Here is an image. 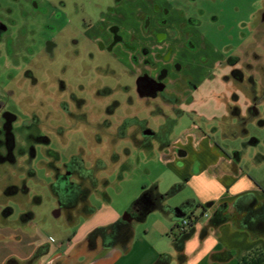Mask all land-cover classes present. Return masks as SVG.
<instances>
[{
  "label": "rangeland",
  "instance_id": "rangeland-1",
  "mask_svg": "<svg viewBox=\"0 0 264 264\" xmlns=\"http://www.w3.org/2000/svg\"><path fill=\"white\" fill-rule=\"evenodd\" d=\"M149 1L167 8L172 22H178L177 14L197 22L192 27L185 25L186 31L195 29L191 49L185 48L194 56L180 61V73H189L194 83L203 79V83L191 92L194 102L181 106L184 113L176 117L175 130L192 123L218 127L224 107L216 108L217 98H224L230 86L236 87L239 104L244 107L243 91L223 78L229 68L206 66L210 59L206 54L225 60L240 55L244 46L254 48L257 41L264 42L260 15L264 0ZM135 5L142 6V0ZM141 16L130 0H0V126L3 111L14 117L10 125L16 155L12 163L0 161V208L12 209L5 220L22 232L30 231L50 245L69 240L80 252L86 234L108 224L114 212L119 211L121 218L143 186L148 188L160 180L159 189L169 187L157 150L135 146L129 137L120 138L117 127L124 118L133 117L157 132L159 125L173 116L174 104L160 96L137 99L133 66L126 57L119 58L117 50H101L96 43L97 37L109 41L104 33L108 23H116L126 35L127 30L138 27ZM256 50L263 52L260 47ZM171 90L167 85L166 92ZM259 109L263 124L246 119L247 138L263 143L264 104ZM126 130L128 136L139 137L138 127ZM213 138L219 143L229 140L221 132ZM4 149L0 144L1 155ZM78 153L84 167L97 177L96 187L86 198V206L95 209L90 215L78 207L58 208L49 188L53 177L50 165L64 172L62 163ZM83 182L89 185L87 180ZM190 190H178L168 198L169 205L180 202ZM27 211L32 217L22 221L21 215ZM147 216L131 225L137 232L147 233V243L169 245L170 233L163 227L165 216L160 212ZM20 242L23 245V237ZM11 258L21 264L18 258ZM77 260L79 264L87 261L85 255Z\"/></svg>",
  "mask_w": 264,
  "mask_h": 264
},
{
  "label": "crops",
  "instance_id": "crops-1",
  "mask_svg": "<svg viewBox=\"0 0 264 264\" xmlns=\"http://www.w3.org/2000/svg\"><path fill=\"white\" fill-rule=\"evenodd\" d=\"M261 23L264 24L262 18ZM261 36H264V32ZM259 47L263 52L259 53L256 50ZM206 56L210 58L208 61L210 66L208 62L206 64L210 68L221 65L227 69L231 67L230 63L223 58L215 57L214 54L210 53ZM239 57L241 58L239 63L232 66L241 65L243 79L229 80L233 86L236 85L237 88L242 89L244 107L239 104L240 97L236 87L230 86V91L224 98H217L216 108L224 107L218 127H204L192 123L183 129L175 130L176 117L184 113L181 106L187 101L194 102L195 99L191 100L193 98L191 92L197 90L203 83V79L194 83L193 77H189L188 82L181 80L176 85L166 82V87L172 86L174 90L168 92L174 96L171 104H174L175 108L170 118L171 124L166 125L164 121L159 125L157 132L149 129L158 135L157 137L149 136L155 140L146 138L137 142L131 139L135 146L152 151L157 150V160L165 168L166 184L169 187L166 190L159 189L160 180L152 182L150 186L154 185L160 193L166 192L176 184H180L181 189H191L190 193L183 195L178 203L169 205L171 200L168 198L175 193L167 197L162 202L163 209L148 212L141 221H144L151 212H160L166 218L164 232H174L176 224L182 217H186L185 213L189 211L188 209L178 211L176 208L186 202L190 204L213 202L200 215L199 209L194 211L198 218L193 225L192 234L184 241L182 261L176 257L171 237L169 245L161 241L153 245L144 240L146 232L139 233L136 231V226L132 225V236L125 250L119 246L104 248L99 241L94 249H89L82 240L80 253L76 251L75 244L73 245L69 240L62 245H50L46 241L39 240L36 234L30 231L22 232L20 227L8 223L5 217H0V264H4L11 257H16L21 264H26L25 262L33 255L36 248L43 244L48 245L47 252L30 264H53L56 261L61 264H74L79 263L77 260L79 255L86 256L87 261L84 264H154L162 254L168 255L165 264H264V236L251 235L234 223L239 217L234 209V201L237 197L250 193L258 204L264 203V142L253 137L248 139L249 133L246 128L248 118L251 119L250 122L263 124L259 107L264 104V42L257 41L254 48L244 46ZM247 61L253 63L252 70H246L243 67V63ZM249 72L253 74L252 81L246 79ZM174 87H179L180 93ZM255 99L257 100L254 101ZM201 114L199 113L200 117H202ZM218 132H221L224 139L229 140H224L223 143L215 141L213 135ZM118 158L119 156L115 160ZM86 202L85 199L84 203ZM221 203L227 205L229 219L212 226L209 218ZM74 207L63 209L70 210ZM79 209L82 211V208ZM93 213H95L94 208L91 213L83 212L85 215ZM119 214V211L110 214L108 222L119 219ZM134 221L139 222L133 218L129 222L133 224ZM21 237L24 239L23 245L20 242ZM22 248L23 251H21ZM95 249L96 253H94ZM224 250H231L233 256L226 260H217L212 257Z\"/></svg>",
  "mask_w": 264,
  "mask_h": 264
},
{
  "label": "flooded vegetation",
  "instance_id": "flooded-vegetation-1",
  "mask_svg": "<svg viewBox=\"0 0 264 264\" xmlns=\"http://www.w3.org/2000/svg\"><path fill=\"white\" fill-rule=\"evenodd\" d=\"M137 1L138 0H130V4L132 7L135 6V11H137V13L141 12L142 14L138 27L136 29L132 28L127 30L126 35H124L116 23L110 22L104 29V33L108 36L109 41L104 43L101 37H97L96 43L101 50H117L119 52L118 54H120L118 57H126L125 60L127 59L133 66L136 75L137 99H154L160 96L162 99L172 102L174 96L166 92V84L169 82L176 85L181 80L189 81V75L187 73H180V59L182 60L186 57L193 59L194 55H191L192 52L190 50L187 52L185 48L191 49V37L195 35V29L193 28L194 31L192 32L186 31L185 25L192 27L196 25L197 22L192 19L187 20V18L180 14H177L179 17L178 22H172L169 20L170 18H168L170 12H168L169 10L167 8H160L159 5L157 6V4L149 0H142L143 7H136L135 3H137ZM260 15L264 20V9H262ZM183 38H185V40L182 42ZM240 59L239 55H231L225 59L227 63L231 64L229 72L227 75L223 76L225 80L234 79L240 81L243 79L241 65L232 66L239 63ZM253 66V63L248 61L243 63V67L246 70H252ZM255 67L258 66L255 65ZM246 79L252 81L253 74L249 72ZM175 89L181 91L179 87ZM256 100L257 99L254 101ZM2 115L3 121L0 126V144L5 147V155L0 154V161L6 160L12 163L16 159V155L13 153L15 141L10 125L14 117L4 111ZM165 121L167 122H164L166 125H170L172 122L170 118H166ZM132 125L139 128V137L132 134L128 136L126 129ZM117 129L120 138L129 137L137 142L150 136L145 134V131L149 128L144 126L142 120L138 122L133 117L121 120ZM151 136L157 137L158 135L152 132ZM53 152H51V154H53ZM54 154L56 159H59L57 153L54 152ZM32 155L33 151L31 152V156ZM72 157H75V163L69 166L68 162ZM80 161L84 165L83 159L79 153L71 155L67 161L62 163L65 170L64 172H60L58 167L51 168L50 165L53 177H51L49 182V188L56 199L58 208H65L60 204L57 197L58 195L62 197L72 193L77 195L79 191L88 190V192H90V190L96 187H93L89 181L83 177L80 169ZM72 176L76 177V180H71L70 177ZM83 180H87L89 185L85 186ZM84 202L85 199L79 200L75 205H80L78 206L79 208H85L86 204ZM54 213L56 214L57 210H55Z\"/></svg>",
  "mask_w": 264,
  "mask_h": 264
},
{
  "label": "trees",
  "instance_id": "trees-1",
  "mask_svg": "<svg viewBox=\"0 0 264 264\" xmlns=\"http://www.w3.org/2000/svg\"><path fill=\"white\" fill-rule=\"evenodd\" d=\"M75 157H72L68 162V165H73ZM81 162V161H80ZM80 169L83 177L89 181V183L94 187L97 184V179L95 178L93 172L86 167L83 163H80ZM181 189L180 184L173 185L166 192L160 193L156 190L154 185L148 188L142 187V191L137 198H135L130 206L125 210L129 213L130 218L135 220H143L146 214L154 209H163L162 202L169 196L176 193ZM88 190L79 191L77 195L75 193L67 194L64 197L58 195L60 204L65 208L74 207V205L79 200L86 199L88 195ZM213 202L208 201L203 204L194 203L182 204L180 207L176 208L178 211L186 210L189 211L186 214L188 218V225L186 229L179 230L176 224L177 231L170 232L171 244L176 251V257L178 260L182 261L184 259L183 255V244L184 241L189 238L193 232V225L198 218V215L194 214L196 209H199V215L202 214L207 207L211 206ZM235 212L239 217L235 220L237 227L248 231L251 235L264 236V203H257L255 197L246 193L237 197L234 201ZM84 213L93 212V208L89 209L87 207L81 209ZM12 209L10 207H5L1 210V215L6 217L10 215ZM32 217V213L27 211L21 215L22 221H26ZM229 219V214L227 213V205L225 203L219 204L215 210L212 212L209 223L212 226L219 225ZM132 236V227L129 221L117 219L114 222L108 223L106 225L96 226L92 228L85 236V243L89 249H94L96 243L99 241L100 245L104 248L119 246L122 249H126ZM48 246L46 244L40 245L34 254L25 262L26 264L33 263L41 255L47 252ZM233 256L231 250H224L221 253L214 254L212 257L217 260H226ZM168 259V255H160L154 264H165ZM243 263V259L241 261ZM5 264H20L14 258H9ZM53 264H61V262L56 261ZM79 264V263H74Z\"/></svg>",
  "mask_w": 264,
  "mask_h": 264
},
{
  "label": "built area",
  "instance_id": "built-area-1",
  "mask_svg": "<svg viewBox=\"0 0 264 264\" xmlns=\"http://www.w3.org/2000/svg\"><path fill=\"white\" fill-rule=\"evenodd\" d=\"M188 218L187 217H182L179 222L177 223V227L179 230L186 229L188 225Z\"/></svg>",
  "mask_w": 264,
  "mask_h": 264
},
{
  "label": "water",
  "instance_id": "water-1",
  "mask_svg": "<svg viewBox=\"0 0 264 264\" xmlns=\"http://www.w3.org/2000/svg\"><path fill=\"white\" fill-rule=\"evenodd\" d=\"M151 133H152V132H151L149 129L145 131V134H147V135H151ZM121 219H122V220H126V221H130L131 218H130V216H129V213L125 211V212L123 213V215L121 216Z\"/></svg>",
  "mask_w": 264,
  "mask_h": 264
}]
</instances>
